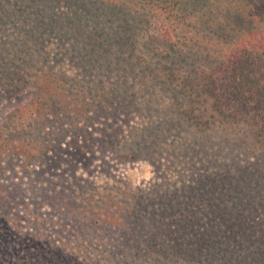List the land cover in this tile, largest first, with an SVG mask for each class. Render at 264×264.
Here are the masks:
<instances>
[{
  "label": "rangeland",
  "instance_id": "1",
  "mask_svg": "<svg viewBox=\"0 0 264 264\" xmlns=\"http://www.w3.org/2000/svg\"><path fill=\"white\" fill-rule=\"evenodd\" d=\"M142 1L151 7L154 15L151 27L147 25L145 34H137V43L141 44L124 55L128 62L106 76L110 82L126 72V78L137 88L136 102L147 116L141 122L161 124L165 135L160 141L165 152L172 144L183 150L177 148L176 158L169 156V161L165 154L164 160L157 159V165L145 156L123 161L118 154L100 147L90 155L88 163L75 161L78 175L94 181L99 186L98 191L110 194L115 202L128 198L137 206L128 229L125 226L115 238H110L107 233L103 234L98 223H88L84 205L78 202L80 231L75 234L78 239L64 237L57 226L44 229L54 231L39 232L44 233V244H48L46 251L51 252L49 246L52 244L61 249L68 246L64 251L78 253L79 264H264V127L237 122L219 114L212 106L211 97L202 90L204 74L222 60L244 29L264 26V12L253 17L251 24L242 26L228 13L226 5H232L240 12L243 5H254L256 0ZM54 14L65 21L61 28L50 32L40 30L43 28L40 21L52 24ZM98 17L93 8L91 12L78 9L70 0H0V84L5 86L3 79L11 75L14 81L25 84L19 94L13 91L14 94H4L0 98V125L16 107L34 99L40 83L36 75H39L41 65L61 73L59 77L69 93L97 78L96 73L85 75L79 70L80 59L76 58L75 52L105 53L117 46L112 44L110 47L107 39H99L101 44L95 43L94 37L99 33L102 38L110 37L105 32L114 34L120 19L111 17L114 20L111 23L103 15L102 20ZM232 22L237 24L233 29L230 28ZM31 27L33 33L27 37L26 31ZM38 31L42 33L37 34ZM170 64L177 67V75H162V66ZM149 69L161 75L166 88L158 83L154 87L146 80ZM169 91L177 93L179 100H172ZM146 103H150L148 110L143 108ZM136 115L137 112L132 115V122L140 123L134 117ZM87 116L85 111L77 126L83 125ZM179 117L183 119L182 124L171 125ZM50 118L49 132L55 134L61 125L68 129L65 139L73 136L77 118L73 120L66 112L62 117L51 114ZM100 119L105 124L104 118ZM11 127H5L4 132L13 133ZM115 145L117 152L121 151L119 155L127 149L126 139L125 145L121 138ZM63 147L74 150L70 140H64ZM66 157L72 159L73 155ZM190 159L210 176L225 171L226 166L232 174L221 181H207L211 177L202 182L197 180L193 188L181 195H170L172 189L167 188V193L161 196L159 192L164 190L158 189L157 182L168 179L177 186L185 182L190 167L185 164ZM41 166H44L42 160ZM225 185H228L226 190ZM125 186L139 188L136 197L127 194ZM212 190L216 191L217 198L213 197ZM247 193L254 198L245 196ZM243 204L247 207L242 220L241 215H236ZM153 208L157 210L153 212ZM226 208L228 211L224 212ZM46 209L56 222L69 223L67 229L74 227L71 215L66 214V220H62L60 212L48 206ZM85 220L88 224H84ZM162 222L164 226L161 227ZM232 222L238 223L232 225ZM150 223H156L158 228H151ZM169 230L177 233L173 239H170L173 232ZM154 240L156 245L152 247ZM25 247H21V252ZM33 251L30 249V253ZM23 255L19 254V259ZM119 255H124L125 260L115 263ZM47 258L42 259L39 251L32 262L43 264Z\"/></svg>",
  "mask_w": 264,
  "mask_h": 264
},
{
  "label": "trees",
  "instance_id": "2",
  "mask_svg": "<svg viewBox=\"0 0 264 264\" xmlns=\"http://www.w3.org/2000/svg\"><path fill=\"white\" fill-rule=\"evenodd\" d=\"M70 3L88 12L93 8L99 20H102L101 15L110 22L114 21L113 17L119 18L114 34L105 32L111 36L102 38V33H99L94 37L95 43L101 44L99 39H107L110 47L112 44L117 46L111 50L113 52L107 50L105 53L75 52L76 58L80 59L77 64L79 70L85 75L96 73L97 78L93 82L91 80L89 85L81 84L74 93H69L63 87V80L59 77L61 73L53 72L49 66L46 68L45 65H41L39 75H36L37 82L40 83L34 99L31 103L16 107L12 115L2 121L0 125V264H34L32 258L38 255L39 251L42 259L48 257L43 264H79L78 253L64 251L68 246L61 249L58 245L52 244L49 246L51 252L46 251L48 244H44L45 239L42 235L44 233H39L57 226L64 237L78 239L75 235L80 231L78 202L84 205L83 212L88 223H98L103 234L107 233L110 238H115L125 226L128 229L136 203L128 198L115 202L110 194L98 191L99 186L95 185L94 181L78 175V169L74 166L75 161L82 160L88 163L90 155L97 147L104 151L110 150L116 156L118 154L123 161H132L145 156L154 160L156 165L157 159L164 160L165 154L169 161V156L176 158L177 148L183 150L181 146L172 144L165 152L160 141L165 135V129L156 121L144 124L141 122V119L147 116L141 112L136 102L138 91L133 81L126 78V72L110 82L109 77L106 76L107 73L115 71V68L121 69L122 63L128 62L124 55L133 52L137 48L136 45L141 44L137 43V34L140 32L145 34L147 25L151 27V19L154 16L151 7L146 6L142 0H70ZM225 8L233 18L237 19L235 22L238 25L247 26L253 22V17L255 18L261 11L264 12V0H256L254 5L251 3L249 6L243 5L240 12L232 5L227 4ZM236 14L238 16H234ZM51 19L52 24L40 21L43 26L40 30L50 32L61 28L65 23L64 20L56 18L55 14ZM236 23L232 22L230 28L237 26ZM26 33L27 37L30 36L33 27ZM41 33V31L37 32V34ZM177 73L178 69L175 65H164L161 68L162 75L176 76ZM11 76L3 79L5 86L0 84V98L4 94H14L13 91L19 94L24 90L25 84L22 81H14ZM202 78V90L211 97L212 106L219 114L237 122L243 121L263 128L264 26L244 29L243 34L224 53L222 60ZM161 79V75L153 69L150 70L149 75H146V80L154 87H157V83L165 87ZM107 84L109 87L106 86ZM168 94L172 100H179L177 93L169 91ZM149 104L146 103L143 108L148 110ZM85 111L88 120L83 125L77 126ZM65 112L73 120L77 118L70 139H65L68 138V129L61 125L55 134L53 131H48L51 114L62 117ZM136 112L137 115L134 117H137L140 123L132 122V115ZM100 118H104L105 124H102ZM182 122L183 119L179 117L177 121L171 122V125L177 123L180 126ZM11 125L10 130L13 133L4 132V128ZM120 138L124 145L125 139L127 142V149H123L121 155H119L121 151L117 152L115 145L120 143ZM64 140H70L74 150L63 147ZM67 154L73 155V158H67ZM41 160L44 166H41ZM169 163L166 164L168 169L171 168ZM193 163L190 159L185 164L190 165L189 175L179 186L173 185L168 179L157 182L160 186L158 189L164 190L159 194L162 196L167 193L165 192L168 191L167 188H170L172 189L170 195H181L193 188L192 185L197 180L202 182L203 179L211 177L207 181H221L232 174L226 166L225 171H218L210 176L207 171L203 172V169H198ZM227 186L225 185V190ZM125 188L132 198L136 197V193L140 190L128 186ZM235 191L239 192L237 189ZM212 192H214L213 197L217 198L216 191L212 190ZM245 196L254 198L250 193ZM142 199L146 203V199ZM228 202H231L230 199ZM46 206L60 212L62 220H66V214L71 215L74 218V227L67 229L69 223L56 222ZM246 207L247 205L243 204L241 212L236 215H241L242 220ZM234 208L240 209L238 206ZM156 210L153 208V212ZM227 211L228 208L224 210ZM87 221L85 220L84 224ZM103 222L105 224H101ZM164 222L161 227L164 226ZM237 223L232 222V225ZM155 224L150 223L151 228H158ZM165 226H168V223ZM169 232H173L170 239L177 234L172 230ZM23 245L26 247L22 250L24 252H21ZM155 245L154 240L151 246ZM27 248L28 252H25ZM30 249L34 251L30 253ZM19 254L24 255L19 259ZM4 257L7 260H4ZM124 260L125 256L119 255L115 263Z\"/></svg>",
  "mask_w": 264,
  "mask_h": 264
}]
</instances>
